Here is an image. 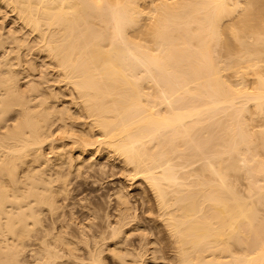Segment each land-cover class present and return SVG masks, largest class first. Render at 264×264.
I'll use <instances>...</instances> for the list:
<instances>
[{"label":"bare ground","instance_id":"bare-ground-1","mask_svg":"<svg viewBox=\"0 0 264 264\" xmlns=\"http://www.w3.org/2000/svg\"><path fill=\"white\" fill-rule=\"evenodd\" d=\"M2 3L68 94L35 79L23 38L3 27L0 264L28 252L36 264H264V159L248 129L264 119V0ZM239 172L246 196L229 182ZM104 176L121 185L102 204L70 203Z\"/></svg>","mask_w":264,"mask_h":264},{"label":"rangeland","instance_id":"rangeland-1","mask_svg":"<svg viewBox=\"0 0 264 264\" xmlns=\"http://www.w3.org/2000/svg\"><path fill=\"white\" fill-rule=\"evenodd\" d=\"M1 7H3L4 9L6 8V9L4 10V9L1 8ZM7 8H8V7H6L5 4H4V5H3V3L1 4V0H0V22H1L0 24L2 25V26H0V28H1L0 31L2 30L1 33H2V32L4 31V29H5L6 33L3 32V34L7 35V34H9L8 31H9V32H13V31H12L13 29H14V31H16V29H17L16 32H17L18 36H17V34H16V36H17L18 38H21V39L23 38L22 41H21L20 43H24V44H23V47H22V49H23V48H24V49L21 51V53H22L24 50H25V52L27 51L26 53L23 52V54L25 53V54H24L25 58H28L27 61H31V60H33L32 62H34L33 64H35V68H36V67L39 68V69L36 68V71L34 72V75L37 76L35 79H37V78L39 77L38 75L43 76V77H46V76H47L48 78H47V77H46V78L49 80V83L47 84V87H50L51 89L54 88V90L56 89L54 93H57V92L60 93L61 91H63L64 93H67L66 90H64L65 88H64V85H63V84L60 85V84H58L57 82H55V80H56V78H57V76H55V75H57V72H56V70H55V69H56V68H55V64H54L55 62H53L50 58H48L47 54L45 55L41 50H39V45H38L39 40H35L37 37H36L34 34H32V33H31L32 35H30V32H28L27 29H25V28H21V26H22V24L20 23L21 21H19L18 19L14 18V17H16V15L14 16L15 13L12 12V9H10V8L7 9ZM6 11H7V15H8V16H6V14H5ZM4 12H5V13H4ZM3 13H4V14H3ZM1 16H2V18H1ZM7 17H9V19H8ZM7 19H8V20H7ZM14 19H16L17 21L14 20ZM5 20H6V21H5ZM11 21H12V24L10 23ZM14 21L17 22V23L15 24ZM2 23H4V24H2ZM9 25H10V26H9ZM15 25H17V26H15ZM3 27H4V29H3ZM20 28H21V29H20ZM10 29H11V30H10ZM19 29H20V30H19ZM20 31L23 32V33H21ZM24 31H25V32H24ZM27 32H28V33H27ZM1 33H0V34H1ZM19 33H20V34H19ZM3 34H1V35H3ZM25 34H26V36H23V37H22V35H25ZM28 34L30 35V36H29L30 38H27V37H28ZM20 35H21V36H20ZM33 35H34V36H33ZM31 36H32V37H31ZM24 37H25V38H24ZM24 39H26L27 41L24 40ZM29 39H30V40H29ZM32 39H33V41H31ZM34 40H35L36 42H35ZM25 41H26L28 44H30V46L27 44L26 47H25V43H26ZM32 42H34V43H32ZM32 44H33V45L36 44V45H38V46H36V45L33 46ZM31 45H32V46H31ZM27 46H29V47H27ZM36 47H38V48H36ZM25 48H26V49L29 48V49L26 50ZM33 48H34V49H33ZM30 49H31V50H30ZM35 49H36V50H35ZM37 49H38L39 51H37ZM34 50H35V52H32V53H33V55H32V53H30V52H31V51H34ZM40 53H41V54H40ZM45 53H46V52H45ZM43 54H44V55H43ZM0 55H1V54H0ZM26 55H27V56H26ZM40 55H41V56H40ZM219 55H220V57L223 56V58H224V54H223V53H222V54H219ZM33 56H34V57H33ZM44 56H45L46 58H45ZM29 57H30V58H29ZM31 57H33V58L31 59ZM29 59H31V60H29ZM25 60H26V59H25ZM42 60H43V62H42ZM48 60H49V61H48ZM46 61H47V62H46ZM35 62H36V63H35ZM37 63H38V65H37ZM40 63H43L44 66H46L45 63H48V67L46 66L45 68H43V67H44L43 64H40ZM50 63H51V64H50ZM41 68H42V69H41ZM47 68H48V70H47ZM43 69H44L45 71H40V70H43ZM53 70H55V72H53ZM38 71H39L40 73H39ZM41 72H42V73H41ZM44 73H47L48 75H47V74H44ZM54 73H55V74H54ZM248 73H249V72H248ZM41 74H42V75H41ZM225 74H227V73H225ZM249 74H250V76H249V77L246 76L247 78H245V82H244V83H245L244 86H245L246 89H248V87H249V88L254 87L253 82L255 81V79L251 76V75H252L251 73H249ZM249 74H248V75H249ZM44 75H45V76H44ZM229 75H230V76H229ZM245 75H246V74H245ZM49 76H50V77H49ZM53 76H54V78H53ZM226 76H229V77H227V78H229V79H227V80H234V78L232 77V73L229 74V72H228V74H227ZM49 78H50L51 80H50ZM53 79H54V80H53ZM243 79H244V78H243ZM52 81H53V82H52ZM252 81H253V82H252ZM52 83H53V84H52ZM54 83H55V84H54ZM50 84H52L53 86L50 85ZM56 84H57V85H56ZM55 86H56V87H55ZM62 86H63V88H62ZM246 86H247V87H246ZM251 86H252V87H251ZM57 87H58V88L60 87L61 89H60V88L58 89ZM54 90L52 89V91H54ZM57 90H58V91H57ZM67 94H68V93H67ZM69 98H70V99H69ZM61 99H62L63 101H62ZM64 99H65V100H64ZM64 99H63V98H60V100H58V101H59L58 104L60 105V104L64 103L63 107H65V106H66V107H69V106H70L69 103L71 104V101H72L71 97H70V96H67V97H65ZM67 99H68V100H67ZM66 100H67V101H66ZM70 100H71V101H70ZM60 101H61V102H60ZM67 105H68V106H67ZM249 111H250V112H248V113H249L250 115L248 114L247 116H251V117H252V111H253V110L251 109V110H249ZM253 112H254V111H253ZM262 117H263V116H262ZM262 117H257L256 120L254 119L255 122L252 123V124H254V125H252V126H254V131H253V129H251V128H252V126H251V122H250V125H249V126H251V127H248V129L250 130V132H251V134H252V144L256 147V149H257L256 152H260V151H261V156H262V155L264 156V154H263V150H264V149H263V148H259V146L261 145V144H260L261 141H259V139H261V138L263 139V137H264V133H262V132H264V127L262 128V126L264 125V119H262ZM255 127H257V128H255ZM55 128H56V127H54L53 130H54ZM56 129H57V128H56ZM56 129H55V130H56ZM258 129H259L261 132H260ZM55 130H54V131H55ZM209 130H211V128H210ZM255 130H256V131H255ZM257 130H258L259 132H258ZM262 130H263V131H262ZM257 133H258V135H256ZM259 134H261V135H259ZM258 136H259V137H258ZM211 143H212V144H211ZM211 143H210V146L212 145L211 147H214V146H213V143H214V145H215V142L212 141ZM258 150H260V151H258ZM261 156H260V158H262V159H260V158H259V159H260V160H263L264 158L261 157ZM258 157H259V156H258ZM100 162L103 163V164L106 166V169H105L106 171L109 169V170L107 171V174H108V172H110L109 174H111V173H112V170L114 171V169H115L114 172H116V173H117V172H120V171H119V168L117 167V168H118V170H117V168H116L112 163H110L109 161H106V160H100L98 163H100ZM104 162H105V163H104ZM199 162H200L199 164H198V163H195L194 165H192V166H190V167H189V166H188V167H185L184 169H186V171L189 172V174H190L191 172H192V174H193V172L195 173L197 170H196V171H194V170L197 169V168H199V169H198V170H199L198 172H200V170H201V166H202L204 163H202L203 161H199ZM106 164H107L108 166H107ZM109 164H110V166H109ZM115 165L117 166V164H115ZM198 165H201V166H198ZM110 167H112V168H110ZM191 167H194V168H193V171H190V168H191ZM110 169H111V170H110ZM116 170H117V171H116ZM191 170H192V168H191ZM244 173H247V172H243V173H240V172H239V173H235V174H234V173H232V174L230 173L229 176H231V177H233V178H230L229 182H230L231 184H233V182H234V184L238 187V189L236 188L237 191L239 190L238 192H239L241 195L246 196V195H248V194H247V193H248V188H247V187L249 186V183H247V181L249 182V178L247 177L248 174H244ZM237 174H238V176H236ZM239 175H240V177H239ZM244 176H245V177H244ZM105 177H106V176H104V178H105ZM106 178H107V177H106ZM114 178H115V179H114ZM116 178H117V179H116ZM236 178H237V179H236ZM247 178H248V179H247ZM113 179H114V180H112V181H111V179L109 180V178L104 179V180L101 181V182H100V181H97V182L95 183L97 187H95V184H94V185H91V186L87 187V189H86V188H83V189L79 188V190H78V188H77L78 183H79V182H78L79 179H78V180H77V179H76V180L74 179V181L72 182L70 188H71V189H75V190H76V188H77V190H78L79 193L77 192V190H76V192H77L78 194H77L76 192H75V193H73V192L71 193V194H72L71 197H72V196H73V197L75 196V198L72 199V198L70 197V198H71L70 203H74L73 201H74L75 199L77 200V201L75 200V202H78L79 200H81V199L83 200V199H85V198H87V199H88V198H89V199L91 198L90 200L88 199L87 201H92V202H93V200H95V198H98L97 196H102V195H104L105 197L108 196V193L111 194L112 191L115 190V188H117L119 185H121L120 183H118L119 180H120L119 176H115V177H113ZM193 179H194V178H193ZM232 179H233V181H232ZM110 181H111V182H110ZM113 181H114V182H113ZM98 182H100V183H98ZM115 182H116V183H115ZM76 183H77V184H76ZM113 183H114V184H113ZM100 184H101V185H100ZM102 184H103V186H102ZM112 184H113V185H112ZM118 184H119V185H118ZM72 185H73L74 187H73ZM99 185H100V187H99ZM109 185H110V186H109ZM115 185H116V187H115ZM137 185H138V184H136V186H137ZM101 186H102V188H101ZM105 186L108 187V188H110V189H109L110 191H109V192H106V193L103 194V190H102V189H103V187H105ZM112 186H113V187H112ZM246 186H247V187H246ZM93 187H94V188H93ZM119 187H120V186H119ZM119 187H118V188H119ZM100 188H101V189H100ZM234 188H235V187H234ZM246 188H247V189H246ZM90 189H91V190H90ZM93 190H94L96 193H94ZM99 190H100V191H99ZM111 190H112V191H111ZM245 190H246L247 193L245 192ZM82 191H83V193H82ZM98 191H99L100 193H97ZM101 191H102V192H101ZM90 192H91V193H90ZM92 192H93L95 195H94ZM140 192H141V191L138 190V189L136 188V190H133L132 194L135 195V196H137L138 194H141ZM85 193H86V194H85ZM101 193H102V194H101ZM135 193H136V194H135ZM84 194H85V195H84ZM89 194H90V195H89ZM81 195H82V196H81ZM91 195H92V196H91ZM76 196H78L79 198L76 197ZM85 196H86V197H85ZM94 196H96V197H94ZM104 196H103V197H104ZM80 197H81V198H80ZM92 197H93V198H92ZM138 197H139V196H138ZM138 197H137V198H138ZM98 200H99V199H98ZM98 200L96 199V201H94L93 203L96 204V202H97V204H99L100 200H99V201H98ZM103 202L107 204L108 201H103ZM100 204H102V202H100ZM137 204H138V202H137ZM137 204H136L135 206H137L136 208H137V215H138V213H140V212H139V210H138V205H137ZM258 213H260L262 216H264V205H263V204L259 205V207H258ZM260 214H259V215H260ZM78 215H79V214H78ZM140 215H141V213H140ZM79 216H81V215H79ZM83 216H84V217H83ZM142 216H143V217H142ZM81 217H82V218H81ZM81 217H80L81 219H85L86 215L83 214ZM141 217L144 218L145 215L143 214V215L140 216V218H141ZM142 218H141V219H142ZM139 221H141V220H139ZM143 221H144V220H143ZM143 221H141V222H142V223L140 224L141 226H143V227H145V228H148V229L151 228V225H150L149 223H147V222H143ZM139 223H140V222H139ZM142 224H143V225H142ZM145 224H147V225H145ZM148 225H149V226H148ZM142 232H143V229H142ZM140 233H141V232H139V235H140ZM148 233H149V231H147V232H146V231L143 232V234H145L146 236L148 235L147 237H149L150 233H149V234H148ZM29 255H30V256H29ZM31 255H32V254L29 253V252L26 253V254L24 255V256H26V257L21 258V259L23 260V261L21 260L22 263H23V264H36V261H35L34 256H33V255L31 256ZM171 256H172V254H171V253H168L167 256H165V257H168V258H169V257H171ZM31 257H32V258H31ZM26 258H27V259H26ZM30 258H31V259H30ZM25 261H26V262H25ZM28 261H29V262L31 261V262L28 263ZM164 261H165V262H164ZM166 261H167V262H166ZM24 262H25V263H24ZM32 262H34V263H32ZM158 262H160V263H158ZM158 262H157V263L155 262V264H166V263H169L168 260H164V259H162V260H158ZM161 262H162V263H161Z\"/></svg>","mask_w":264,"mask_h":264}]
</instances>
